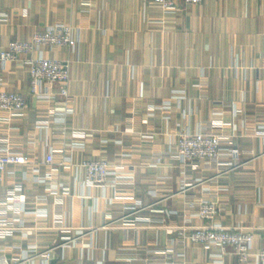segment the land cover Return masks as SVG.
<instances>
[{
  "label": "crops",
  "instance_id": "crops-1",
  "mask_svg": "<svg viewBox=\"0 0 264 264\" xmlns=\"http://www.w3.org/2000/svg\"><path fill=\"white\" fill-rule=\"evenodd\" d=\"M149 2L0 0V46L27 39L48 25L72 28L77 42L73 53L63 47L43 51L46 57L70 61L67 105L73 112L67 116V130L95 132L86 138L83 150L74 151L73 160L101 155L117 165L124 152L118 142L129 143L134 152L127 164L134 166V182L121 185L122 196L142 204L136 213L125 199L109 205L112 190L87 188L84 172L44 165L45 133L35 123L48 119L51 109L61 110L62 99L56 94L50 100L35 99L29 93L28 68L0 64V89L19 92L28 105L26 116L11 123L0 112V141L9 139L33 159L6 167L0 197L5 199L17 187L10 203L20 202L21 195L24 205L47 212L43 220L26 215L20 229L0 240V256L8 262L18 258L17 264H39L50 249L48 264H141L137 260L149 257L148 250L164 247L187 220L194 226L207 224L194 216L197 206H187L205 188L223 207L217 222L253 231L259 236L256 247L264 245V0H202L187 6L178 2L167 14ZM201 82L199 88L192 87ZM183 89L187 98L182 105L190 100L193 109L185 120L171 98ZM166 100L172 101L169 131L176 124L195 131L209 119L211 101L244 108L241 115H224L236 124L234 146L243 153L242 165L216 183L206 181L213 171H189L193 188L185 193L192 197L180 192L183 175L177 162L150 167L139 153L160 154L167 142V135H158L160 145L144 144L141 137L151 128L142 123L147 103ZM130 127L133 133L127 132ZM49 172L68 188V195L57 199L37 181ZM37 197H44V203L36 204ZM58 206L60 224L55 221ZM15 216L10 210L8 217ZM134 217L151 222L134 224ZM79 230L81 243L62 245L63 237L77 236ZM186 257L190 264H253L239 262L229 248L200 244L190 245Z\"/></svg>",
  "mask_w": 264,
  "mask_h": 264
},
{
  "label": "built area",
  "instance_id": "built-area-1",
  "mask_svg": "<svg viewBox=\"0 0 264 264\" xmlns=\"http://www.w3.org/2000/svg\"><path fill=\"white\" fill-rule=\"evenodd\" d=\"M149 4L157 7L163 13H172L177 8V3L183 6L200 4L202 0H149ZM66 48L69 52H74L77 48L76 39L73 36L72 28L66 24L57 23L48 25L42 31L33 33L25 41H12L0 46V64L15 63L25 65L29 75V93L39 101L50 100L54 94L62 99L61 110L51 109L48 119L40 120L35 123V127L45 133L44 135V165H59L65 169L84 172L85 186L87 188L98 187L103 191L112 190V197L109 205L116 200H128L129 205H133L136 213L142 209L139 200H134L130 195L122 196L123 184H133L134 166L128 165V160L132 157L134 148L129 143H118L124 149L121 155V163L111 164L104 156L88 157L82 161L73 160L74 151L85 148V140L95 133L87 129L67 130L66 119L73 112L67 105L69 96L68 84L70 81V61L49 58L44 55V48ZM234 68H237L235 66ZM204 83L193 84V88H199ZM1 86V78H0ZM58 88L57 93L52 89ZM178 103V109L182 119H189L193 109L190 100L183 107L186 100V91H175L171 97ZM211 115L209 119L200 123L195 131L187 126L176 124L169 131L170 112L172 101L166 100L160 103L148 102L142 123L151 127L149 132L141 134L144 144L160 145L158 135H167L168 139L160 154L149 150H140V154L149 160L146 164L156 167L160 163L171 161L177 162L181 168L183 178L181 179L180 192L192 197L185 192L193 185L188 182V172L195 170L213 171L215 175L206 181L216 183L218 178L229 174L238 169L241 165V155L243 154L234 146L236 137V124L231 120L224 119V115L238 116L244 112V108H235L232 105L224 104L220 101H211ZM28 109L27 102L23 95L17 91H6L0 89V112L6 114L5 120L11 123L14 120H21L26 116ZM248 129V128H247ZM127 132L133 133L132 127ZM32 158L20 150V147L12 144L9 139L0 141V181L8 165L33 163ZM125 163V164H124ZM35 174L38 169H34ZM40 183L45 185L46 191L61 199L62 195H68L67 187L63 182L55 180L49 172L37 178ZM204 181H201L202 183ZM122 185V186H121ZM65 189L61 193L59 190ZM20 190L15 187L12 192L5 195V199L0 197V240L11 237L14 230L20 229L24 222V217L30 214L36 218L44 219L47 212L36 206H26L23 204L24 196L20 195V202H9L15 197V191ZM185 196V197H186ZM36 204L44 203V197H37ZM16 200V199H15ZM188 208L197 206L195 217L204 219L207 224L194 226L191 219L187 224L179 227L176 235L167 238V244L162 248L148 250L149 257L137 260L141 264H190L186 257V250L190 245L200 244L205 248L216 247L221 251L231 249L239 262L247 263L249 260L253 264H264V245L256 247L259 236L253 231L235 227L229 229L216 221V217L223 207L218 202L216 194H211L206 188L202 189L201 196L187 202ZM10 210L16 211L17 216L8 217ZM96 210V205L94 207ZM170 213V212H168ZM55 221L57 224L62 222L61 207L58 206ZM135 223H149L151 219L134 217ZM104 226V225H102ZM65 227H63L64 229ZM169 235L173 230H168ZM82 231L77 232V236L63 237V246L81 243ZM50 250V249H49ZM43 253L46 261L50 259V251ZM46 261L39 264H48ZM18 258H13L8 262L0 256V264H17ZM33 264V263H31ZM81 264V263H80ZM96 264H102L98 262Z\"/></svg>",
  "mask_w": 264,
  "mask_h": 264
},
{
  "label": "rangeland",
  "instance_id": "rangeland-1",
  "mask_svg": "<svg viewBox=\"0 0 264 264\" xmlns=\"http://www.w3.org/2000/svg\"><path fill=\"white\" fill-rule=\"evenodd\" d=\"M53 25H55V24H53ZM42 30H44V29H42ZM42 30H41V31H42ZM36 32H38V31H35L34 33H36ZM32 34H33V33H32ZM32 34H31V35H32ZM31 35H30V36H31ZM27 39H28V38H27ZM27 39H24V40H17V41H25V40H27ZM11 42H12V41H11ZM50 50H51V49H50ZM145 111H146V108H145ZM144 115H145V114H144Z\"/></svg>",
  "mask_w": 264,
  "mask_h": 264
}]
</instances>
